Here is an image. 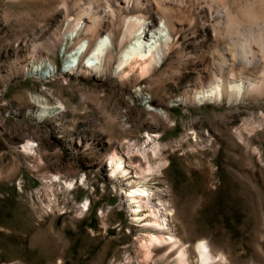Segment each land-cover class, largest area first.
Masks as SVG:
<instances>
[{
	"label": "rangeland",
	"instance_id": "374dc122",
	"mask_svg": "<svg viewBox=\"0 0 264 264\" xmlns=\"http://www.w3.org/2000/svg\"><path fill=\"white\" fill-rule=\"evenodd\" d=\"M215 1L216 19L184 0L189 22L160 67L143 79L135 68L120 82L114 67L65 71L68 56L77 58L67 15L86 0H0V264H141L144 222L131 215L128 181L111 178L107 157L134 158L150 147L146 134L159 136L169 164L149 184L151 202L167 200L186 236L204 240L226 264H264V91L231 104L178 102L215 79L264 82L250 57L264 54V0ZM154 24L144 32L157 40L153 53L168 40L158 15ZM41 105L59 110L41 120ZM247 123L262 127L248 133ZM27 142L36 156L21 151Z\"/></svg>",
	"mask_w": 264,
	"mask_h": 264
},
{
	"label": "bare ground",
	"instance_id": "6f19581e",
	"mask_svg": "<svg viewBox=\"0 0 264 264\" xmlns=\"http://www.w3.org/2000/svg\"><path fill=\"white\" fill-rule=\"evenodd\" d=\"M74 1L81 2L82 0ZM193 1L199 5L200 9L211 10L216 19L215 5L217 4L215 0ZM166 4L167 0H86L85 9L79 8V12L75 16L67 15V18L72 17L73 21L67 26L66 34L74 36L71 51L75 50L77 56L76 59L73 58L74 56H68L65 60L67 74L71 75L75 71L87 73L89 70L106 74L114 67L112 72L120 82L127 81L128 73L135 68L141 79L151 75L162 64L160 56L168 52L174 42L178 41L174 37L180 34V31L189 22L186 7L190 3L177 0L175 8L166 6ZM103 6L106 11L103 10ZM156 15L160 17V22L167 31L168 40L165 41L161 50L153 53L157 47V40L144 39L147 34L144 32L146 29H154V16ZM148 21L150 27L147 24ZM80 23L85 24L83 29L80 28ZM155 30L158 38L162 39L161 28L157 27ZM114 38H119L115 43L119 48L117 55L112 54L111 51V41ZM216 54L214 65L217 67ZM250 57L252 65L253 62L258 67L262 65L264 70V54L260 50L258 53L251 52ZM80 59L83 60L84 67L79 69L77 66ZM227 74L234 76L230 70ZM249 78H245L243 84L230 80V78L226 80L225 84H220L215 79V81L206 82L209 86L207 88L203 86L199 91H196V87L192 86L191 98H187L185 95L178 102L200 106L206 103L219 105L224 101L231 104L241 102L244 98L255 94H262L264 82ZM36 103H39V100ZM58 108L50 109L41 105L37 109V116L41 120L45 119L55 115L53 109ZM261 127L262 123L258 125L247 123L244 129L251 133ZM239 132L241 131L239 130ZM193 135L194 133L191 136ZM237 137L239 140H243L242 133H238ZM158 138V135L146 134L145 143L150 144V147L136 150L134 158L124 159L116 151H112L107 157L111 178L128 181L129 191L126 198L131 215L135 217L136 222H144V235L138 238L137 258L139 262L141 264H156L157 259H160L164 260L165 264H226L224 256L215 252L214 248L204 240L197 237L190 239L189 236H186L183 229L176 224L173 207L165 202L167 200L160 202V206L151 202L149 195L152 191L149 184L157 181V178L162 176L169 166L162 156L166 146L160 147L156 143ZM196 139L194 137V140ZM21 151L27 157L36 156L33 143L27 142L22 146ZM140 161L143 162V165L140 164ZM58 178V176H50L49 182L58 183ZM72 183L64 182L65 188L70 190L73 186ZM81 208L87 210L86 204H83ZM38 241L33 239L32 243L35 244ZM45 248V245L41 246L42 251H45Z\"/></svg>",
	"mask_w": 264,
	"mask_h": 264
}]
</instances>
